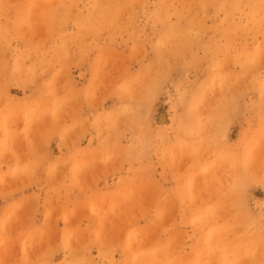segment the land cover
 <instances>
[{"label": "crops", "instance_id": "0c3cea01", "mask_svg": "<svg viewBox=\"0 0 264 264\" xmlns=\"http://www.w3.org/2000/svg\"><path fill=\"white\" fill-rule=\"evenodd\" d=\"M83 27L84 25L79 22L73 24V20L68 26L62 25L61 27L65 36L74 38L73 42L69 41L77 46L78 51L65 50L64 58H62L64 62H60L61 56L56 51L57 56L51 51V63L59 68H67L68 76L66 85H63V82L55 83V85L52 83V89L56 88L57 90L54 89L52 96L47 100L52 106L54 104L59 106L57 116L44 117L39 120L36 118L30 120L26 111L32 108L34 110L41 108L42 98L39 93L41 80L38 81V78L36 80V77L40 78L41 75L42 50L40 46L36 48L37 41H35L33 50L23 48L21 42L10 36L1 42L4 44L3 47L7 45L6 50L0 51V54L2 52L3 55L0 57L6 59L2 65L5 66L7 73L0 75V80L3 81L0 82V176H2L0 177V252H2L0 253V264H217V260L212 259L207 262L203 258L207 250L217 248L226 249L227 252L235 249H240L243 252L250 248L257 250L256 258L247 260L242 258L239 262L240 259L227 254V257H222L219 264H264L263 188H252V194L246 196V200H241L245 198L242 195H231L227 201L231 213L226 225V241L219 242L218 239H214V234L218 230L223 232V228L210 227V231L207 232L196 226L199 203L194 202L191 206V201L188 199H191L192 195H187L183 188L187 179L172 175L173 167L168 162L153 159L151 161L126 160L117 163V147L124 151L123 148L132 145L131 148L134 149L137 147V141H134V138L143 136L141 135L143 133L144 136L152 138L153 148L157 147L159 143H154L153 113L146 118L145 129H132L129 134L117 135V130L91 128V123L94 122L91 107L97 103L96 101L113 95L110 99L112 105L105 110L109 111L114 104H118L119 98H123L121 94L117 97V90L124 89L128 85L123 87L124 83L121 82L116 87L106 86L102 88L103 94L100 92L97 95L99 87L92 88L89 81L90 51L81 50V45L84 44L81 42V38H84ZM121 53L124 54V52ZM44 58L47 57L44 56ZM135 61H130L126 65V69L128 68L130 73L136 72L139 65L143 63ZM146 61L147 55L145 67L148 68ZM31 68L35 75L33 89H30L31 85L25 76ZM56 85L58 87H55ZM38 87L39 89H37ZM148 90L152 92L153 83L146 84V91ZM92 94L94 97L90 96ZM152 95L153 92L151 97ZM151 97L141 100H144L146 105H153ZM260 101L262 99L250 97L244 102H246L245 105H254ZM178 102L180 106L189 104L182 102L181 99ZM191 102H193L190 103L191 105L197 106L200 105L201 100L192 99ZM196 116L194 114L195 118ZM73 120H76L77 126H70L69 122ZM183 120H185L183 110H179L172 118V121L178 122L177 126L180 130H177V135H175L178 139V147L186 145L187 131L182 128ZM230 129H233L235 140H231L228 144L229 153L236 154L241 158H244L249 154L251 148H254L251 145L252 139L263 132L262 125L255 126V121L242 118L233 121ZM27 131H29V137ZM13 135L18 136L14 138ZM14 141H16L15 144ZM15 149L18 154L14 151ZM43 153L50 154V161L41 159L40 155ZM109 153L116 156L109 157L106 162L93 161L95 160L93 158L106 157ZM26 154H35L39 157H36L35 161L27 163ZM29 165L30 167H28ZM91 165L93 169L90 167ZM198 165H201V162L195 164L194 168ZM61 166H64L65 169ZM82 166L85 167L84 173H82ZM25 167L35 170L29 180L25 179ZM145 170L146 173H142ZM11 171H13V175L15 173L17 175L18 172L19 177L15 178L17 180H12L15 183L10 181L11 184H9ZM47 173L50 175L48 178L46 177ZM18 181L20 182L18 183ZM27 185L28 188H26ZM160 185L161 187H159ZM139 186H155L161 192L138 195L134 193L135 189L131 188ZM171 189L174 191L172 192ZM128 203L129 205H127ZM129 208L130 210H128ZM169 209L173 210L170 211L172 214L167 212ZM17 212L18 214H16ZM123 214L129 215L131 220L128 226L126 225L127 230H124L127 228L126 226L123 229H121L122 227L117 228V218ZM8 225L9 229H7ZM132 229L134 232L131 231ZM138 232L139 234L142 232L144 235L148 234L147 238L139 245H137V241H131V236L139 235ZM50 234L54 236H50ZM204 234H210V241L205 239ZM249 234H252V243L244 240L246 236L249 238ZM238 235H241L242 242H236ZM88 236L89 238H87ZM38 243L39 245H37ZM132 243L136 244L132 245ZM79 247L80 250H78ZM139 248L145 251L146 258L140 257ZM161 256L165 260L162 261Z\"/></svg>", "mask_w": 264, "mask_h": 264}, {"label": "rangeland", "instance_id": "374dc122", "mask_svg": "<svg viewBox=\"0 0 264 264\" xmlns=\"http://www.w3.org/2000/svg\"><path fill=\"white\" fill-rule=\"evenodd\" d=\"M51 1L0 0V50H6L7 45L3 47L4 44L1 42L10 36L21 42V46L25 49L33 50L35 41H37L36 48L40 46L43 53L41 75L40 78L36 77V80L37 78L38 81L41 80L39 90L42 98L41 110H34L33 108L27 110L26 114L27 116L29 114V119H35L33 117L36 115L39 119H41L39 116L43 119L44 116L56 115L59 106L57 104L52 106L47 100L52 96L54 90L52 83L54 81L55 83L60 81L66 85L68 69L59 68L51 63L50 54L52 51L56 55L58 51V55L61 56L60 62H64L62 58H64L65 50L78 51L77 46L69 41L73 42L74 38L65 36L61 27L62 25L68 26L72 20L73 24L75 22L82 23L84 25V38H81V42L85 41L84 45H81V50H90L91 71L89 81L91 87L100 86V90L97 91L100 93L102 88L106 86L116 87L121 82L124 83L123 87L135 85L134 88H130L132 90L128 89V86L117 90V97L121 94L123 98L117 100L119 104L116 103L117 108L115 110L105 111L112 105L110 99L113 95L105 96L103 100H97V103L91 107L94 118L91 128L117 130V135L129 134L132 129H145L147 126L145 120L153 113L152 116L155 121L154 143H159L157 147L153 148L152 138L145 137L143 133L141 134L143 136L134 138V141L138 140L135 149L131 148L132 145L123 148L124 151L117 147V163L129 160L130 157L131 161H151L154 159L155 161L168 162L173 167L172 175L187 179L183 188L187 195H192V198L188 199L191 201V206L194 202L200 205L196 216V223H198H195L196 226L207 232L210 231V227H222L223 232L218 230V233L214 234V238L217 236L215 239H218L219 242H225L226 225L231 213L227 201L231 195L239 194L245 197L241 200H246V196L249 194L251 196L252 188L264 189V11L261 10L264 7V0H234L232 6L224 5L225 8L222 6L220 12H216L218 9L216 10L213 4L198 6L199 8H197L193 0H191L192 2L190 0H166V2L168 1L166 5L171 9L169 13L165 12V16L159 19L160 21L155 18L157 11L150 7V3L155 0H132L131 3L127 2L129 0H53L54 3ZM181 3L184 5L191 4L192 8L188 11L187 17L191 19L192 23L185 22L184 25H182L183 22L178 23V17L173 11L175 7H180ZM99 9V19L104 18L105 22L98 20L96 13ZM194 11L197 13L195 14ZM150 16L152 18H149ZM95 18L97 19L95 20ZM215 21L221 24V30L217 31L214 28ZM171 23H173V27ZM95 26H98L97 29ZM181 26H184L186 31L179 32ZM225 29H231L232 34L224 35L222 30ZM185 38H188L187 41ZM98 39L100 40L98 41ZM177 44H180V47L176 46ZM175 51L176 53H174ZM179 51L181 52L179 53ZM120 52H124V54ZM146 55L148 68L145 67ZM5 60V58L0 57V68L2 69H0V75L6 74L5 66L2 65ZM135 60L143 63L139 65V68L137 67L136 72L130 73L129 69H126V65ZM183 61L184 65L181 63ZM32 70V68L29 69L25 74L31 85L30 89H33L35 82ZM147 83H153L152 97V92L146 91ZM132 93L133 95H131ZM150 97L153 99V105H146L145 101L141 100ZM209 97L210 99H208ZM250 97L260 98L262 101L254 105H245L246 102L244 101ZM179 99L189 104L180 106L178 104ZM192 99H200V105H191ZM130 107L131 109H129ZM179 110H183L185 115L182 127L187 131L186 145L181 147H178V139L175 137L178 122L172 121ZM103 113L105 114L103 115ZM194 114L197 115L196 118ZM239 118L255 121V126L262 125L263 127V132L252 139L251 145L254 148H251L249 154L245 155L244 158L229 153L228 149L230 141L235 140L233 129L229 130V128L231 123ZM69 124L76 126L77 122L73 120ZM211 126L212 128H210ZM149 128L151 129V127ZM25 156L27 163L33 162L36 157H39L35 154H26ZM111 156L114 157L115 155L109 153L106 157L93 158L95 159L93 161H107ZM40 157L43 161H50L49 157L51 156L48 153H43ZM69 161L72 160L69 159ZM198 162H201V165L194 168ZM218 167H220L219 170ZM31 170L28 167L25 169V179L29 180L32 177L35 170ZM142 173H146V170ZM214 173L217 175L215 176ZM11 176L15 179L19 177V174L17 172V176L13 175V171H11ZM46 177H50L49 173L46 174ZM10 181L12 182V180ZM131 189H135V194L138 195L161 192L155 186H139ZM123 215L117 218V228L128 226L129 221L126 218L128 219L129 215L128 217ZM147 235H134V237L137 236V239L136 237L132 239L140 243L147 238ZM204 236L207 241H210V234H204ZM244 240L252 243V234H249V238L246 236ZM237 241H243L241 235H238ZM256 251L250 248L245 252L240 249L227 252L226 249L217 248L207 250L203 258L207 262L212 259L217 260V264H219L222 257L225 258L229 254L240 259V262L242 258H246L245 260L256 258ZM139 255L142 258L146 257L145 251L140 248Z\"/></svg>", "mask_w": 264, "mask_h": 264}, {"label": "bare ground", "instance_id": "6f19581e", "mask_svg": "<svg viewBox=\"0 0 264 264\" xmlns=\"http://www.w3.org/2000/svg\"><path fill=\"white\" fill-rule=\"evenodd\" d=\"M96 1H97V0H96ZM179 1H180V0H179ZM190 1H191V0H190ZM193 1H194V3H195L194 5L197 6V8L202 7V6H204V5H207V4H211V5L213 4V5L215 6L214 8H216V10L218 9L216 12H220L219 10H220L221 7L224 6V5H229V7L232 6V2H234V0H233V1H232V0H193ZM213 1H214V2H213ZM236 1H237V0H236ZM260 1H261V0H260ZM45 2H46V1H45ZM51 2L54 3L55 1L52 0ZM91 2H92V1H91ZM127 2L131 3L132 0H129V1H127ZM167 2H168V1H167ZM167 2H166V0H155L153 3H150V7H152L155 11H157L155 18H157L158 20H159V19H162V18L165 16V12H167V13L170 12L171 7H169V6L166 5ZM172 2H173V1H172ZM191 2H192V1H191ZM238 2H239V1H238ZM49 3H50V2H49ZM175 3H176V2H175ZM47 4H48V3H47ZM70 4H71V3H70ZM235 4H237V3L235 2ZM260 4H261V3H260ZM263 5H264V4H263ZM38 6H39V4H38ZM42 6H43V5H42ZM96 6H98V5H96ZM173 6H174V5H173ZM198 6H199V7H198ZM235 6H237V5H235ZM252 6H253V5H252ZM262 7H263V6H262ZM95 8H96V7H95ZM173 8H174V7H173ZM191 8H192V6H191V4H189V3H188V4H185V5H184L183 3H181V4H180V7L178 6V7H175V8H174L173 13H175V14L177 15V17H178V19H177V20H178V23H182V22H183L182 25H184L185 22L192 23L191 19H188V17H187V15H188V13H189L188 11H189ZM197 8H196V9H197ZM223 8H225V6H224ZM252 8H253V7H252ZM201 9H202V8H201ZM9 10H11V9H9ZM39 10H40V9H39ZM259 10H260V9H259ZM259 10H258V11H259ZM261 10L264 11V7H263ZM99 11H100V9H99V10L97 11V13H96V15L98 16V20H100V19H99V18H100V17H99V15H100V14H99ZM196 11H197V10H196ZM254 11H255V10H254ZM74 12H75V11H74ZM194 12H195V11H194ZM34 13H35V11H34ZM38 13H39V12H38ZM196 13H197V12H195V14H196ZM198 13H199V12H198ZM161 14H162V15H161ZM171 14H172V12H171ZM195 14H194V15H195ZM32 15H33V13H32ZM189 15H190V14H189ZM191 15H192V14H191ZM33 16H34V15H33ZM33 16H32V18H33ZM102 16H103V15H102ZM148 16H149V15H148ZM258 16H259V14H258ZM194 17H195V16H194ZM198 17H199V16H198ZM35 18H36V17H35ZM89 18H90V17H89ZM149 18H152V17L150 16ZM168 18H169V17H168ZM190 18H191V16H190ZM199 18H200V17H199ZM250 18H251V16H250ZM253 18H254V17H253ZM96 19H97V18H95V20H96ZM212 19H213V18H212ZM31 20H32V19H31ZM101 20H103V22H105V19H104V18H101ZM101 20H100V21H101ZM219 20H220V19H219ZM236 20H237V19H236ZM255 20H256V19H255ZM34 21H35V19H34ZM159 21H160V20H159ZM163 21H164V20H163ZM166 21H167V20H166ZM171 21H172V20H171ZM253 21H254V20H253ZM31 22H32V21H31ZM84 22H86V21H84ZM168 22H169V21H168ZM89 23H90V22H89ZM96 23H97V22H96ZM164 23H165V22H164ZM175 23H176V22H175ZM221 23H222V22H221ZM51 24H52V23H51ZM167 24H168V23H167ZM31 25H32V24H31ZM33 25H34V24H33ZM102 25H103V24H102ZM85 26H86V25H85ZM144 26H145V25H144ZM171 26L173 27V23H171ZM175 26H176V25H175ZM175 26H174V28H175ZM177 26H178V25H177ZM212 26H213V24H212ZM88 27H89V26H88ZM95 27H96V29H97L98 26H95ZM150 27H151V26H150ZM185 27H186V26H185ZM188 27H189V26H188ZM31 28H32V27H31ZM170 28H171V27H170ZM176 28H177V27H176ZM179 28H180V29H179ZM179 28H178V29H179V32H180V31H186L185 28H184V26H181V27H179ZM214 28H215L217 31H219V30H221L220 28H222V26H221V24H219L218 21H215V22H214ZM255 28H256V27H255ZM38 29H39V28H38ZM88 29H89V28H88ZM92 29H93V28H92ZM96 29H95V30H96ZM158 29H159V28H158ZM178 29H177V30H178ZM93 31H94V29H93ZM96 31H97V30H96ZM151 31H153V30H151ZM169 31H170V30H169ZM164 32H165V31H164ZM222 32H223V34L226 35V36L232 34V30H231V29H225V30H222ZM60 33H61V32H60ZM75 33H76V32H75ZM97 33H98V31H97ZM99 33H100V32H99ZM99 33H98V34H99ZM183 33H184V32H183ZM39 34H40V33H39ZM61 34H62V33H61ZM104 34H105V33H104ZM85 35H86V34H85ZM100 35H101V33H100ZM100 35H98V36H100ZM119 35H120V34H119ZM145 35H146V34H145ZM161 35H162V34H161ZM83 36H84V35H83ZM87 36H88V35H87ZM101 36H102V35H101ZM164 36H165V33H164ZM164 36H163V37H164ZM26 37H27V36H26ZM154 37H155V36H154ZM156 37H157V36H156ZM158 37H159V36H158ZM184 37H187V36L184 35ZM112 38H114V37H112ZM115 38H116V37H115ZM189 38H191V37H189ZM117 39H118V37H117ZM159 39H160V38H159ZM186 39H188V38H185V40H186ZM199 39H200V38H199ZM72 40H73V39H72ZM95 40H96V39H95ZM99 40H100V39H98V41H99ZM101 40H102V39H101ZM84 41H85V40H84ZM84 41H83V42H84ZM104 41H105V40H104ZM115 41H116V40H115ZM186 41H187V40H186ZM61 42H62V41H61ZM134 42H135V41H134ZM137 42H138V41H137ZM147 42H148V41H147ZM147 42H145V43H147ZM182 42H183V41H182ZM182 42H181V43H182ZM152 43L154 44V42H152ZM156 43H157V40H156ZM156 43H155V44H156ZM164 43H166V42H164ZM184 43H186V42H184ZM56 44H57V43H56ZM59 44H60V43H59ZM59 44H58V45H59ZM61 44H62V43H61ZM88 44H89V43H88ZM99 44H100V43H99ZM110 44H111V43H110ZM137 44H138V43H137ZM140 44H141V43H140ZM153 44H152V45H153ZM83 45H84V44H83ZM141 45H142V44H141ZM144 45H145V44H144ZM156 45H157V44H156ZM159 45H160V44H159ZM179 45H180V44H179ZM179 45L177 44L176 46H179ZM183 45H185V44H183ZM46 46H47V45H46ZM110 46H111V45H110ZM147 46H148V45H147ZM161 46H163V45H161ZM112 47H113V45H112ZM179 47H180V46H179ZM182 47H183V46H182ZM85 48H86V47H85ZM103 48H105V47H103ZM114 48H115V46H114ZM184 48H187V47H184ZM194 48H196V47H194ZM194 48H193V49H194ZM148 49H149V48H148ZM148 49H147V50H148ZM191 49H192V47H191ZM238 49H239V48H238ZM56 50H57V49H56ZM105 50H106V49H105ZM117 50H118V48H117ZM260 50H261V49H260ZM0 51H1V50H0ZM89 51H90V50H89ZM173 51H174V50H173ZM181 51L183 52L184 50H181ZM181 51H179V53H180ZM62 52H63V51H62ZM118 52H119V51H118ZM159 52H160V51H159ZM57 53H58V51H57ZM120 53H121V52H120ZM140 53H141V52H140ZM142 53H143V52H142ZM149 53H150V52H149ZM174 53H176V51H175ZM1 54H2V52H1ZM60 54H61V53H60ZM61 55H62V54H61ZM0 56H1V55H0ZM163 56H164V55H163ZM32 58H33V57H32ZM70 58H71V57H70ZM166 59H167V58H166ZM60 60H61V59H60ZM103 60H104V59H103ZM110 60H111V59H110ZM171 60H172V59H171ZM112 61H113V60H112ZM127 61H128V60H127ZM180 61H181V60H180ZM263 61H264V60H263ZM216 62H217V61H216ZM124 63H125V62H124ZM152 63H153V62H152ZM181 63H183V65H184V61L181 62ZM181 63H179V64H181ZM261 63H262V62H261ZM261 63H260V64H261ZM116 65H117V64H116ZM210 65H211V64H210ZM214 65H215V64H214ZM155 66H156V65H155ZM179 66H181V65H179ZM185 66H187V65H185ZM50 67H51V66H50ZM113 67H114V66H113ZM173 67H174V66H173ZM189 67H190V66H189ZM181 68H182V67H181ZM0 69H1V68H0ZM63 69H64V68H63ZM113 69H114V68H113ZM170 69H171V68H170ZM214 69H215V68H214ZM1 70H2V69H1ZM1 70H0V71H1ZM36 71H38V70H36ZM151 71H152V70H151ZM151 71H150V72H151ZM160 72L162 73V71H160ZM6 73H7V71H6ZM23 73H24V72H23ZM61 73H62V72H61ZM156 73H157V71H156ZM98 74H99V73H98ZM151 74H152V73H151ZM158 74H159V73H158ZM114 75H115V74H114ZM152 75H153V74H152ZM162 75H164V74H162ZM34 76H35V75H34ZM36 76H37V75H36ZM61 77H62V76H61ZM142 77H143V76H142ZM159 77H160V76H158V78H159ZM156 78H157V75H156ZM160 78H161V77H160ZM222 78H224V77H222ZM180 79H181V78H180ZM155 80H156V79H155ZM155 80H154V81H155ZM158 80H159V79H158ZM196 80H197V79H196ZM100 81H102V80L100 79ZM0 82H3V81L0 80ZM56 82H57V81H56ZM59 82H60V81H59ZM102 82H103V81H102ZM155 82H156V81H155ZM226 82H227V79H226ZM133 83H134V82H133ZM195 83H196V82H195ZM223 83H224V82H223ZM53 85H55V81H54V84H53ZM131 85H132V84H131ZM134 86H135V85H133V86H131V87L128 86V89H130V88H132V87L134 88ZM189 86H191V85H189ZM55 87H58V85H56ZM99 87H100V86H99ZM219 87H220V86H219ZM219 87H218V88H219ZM224 87H225V86H224ZM32 88H33V87H32ZM54 89L57 90L56 88H54ZM96 90H97V89H96ZM96 90H95V93H96ZM98 90H100V89H98ZM98 90H97V91H98ZM126 90H127V89H126ZM130 90H132V89H130ZM139 90H140V89H139ZM56 92H57V91H56ZM130 92H131V91H130ZM54 93H55V91H54ZM57 93H60V92H57ZM57 93H56V94H57ZM101 93H102V91H101ZM96 94H97V93H96ZM102 94H103V93H102ZM129 94H130V93H129ZM57 95H58V94H57ZM98 95H99V93H98ZM131 95H133V93H132ZM131 95H129V96H131ZM90 96H93V94L90 95ZM100 96L102 97V95H100ZM206 96H207V95H206ZM58 97H59V95H58ZM93 97H94V96H93ZM93 97H92V98H93ZM95 97H96V96H95ZM145 97H146V96H145ZM148 97H149V96H148ZM96 98H97V97H96ZM130 98H131V97H130ZM205 98H206V97H205ZM79 99H80V98H79ZM208 99H210V97H209ZM205 100H206V99H205ZM2 101H3V100H2ZM67 101H68V100H67ZM74 101H75V99H74ZM121 101H122V100H121ZM121 101H120V102H121ZM206 101H208V100H206ZM12 102H13V101H12ZM56 102H57V101H56ZM79 102H80V101H79ZM61 103H63V102H61ZM64 103H65V102H64ZM64 103H63V104H64ZM121 103H122V102H121ZM69 104H70V103H69ZM118 104H119V103H118ZM66 105H67V104H66ZM96 105H97V104H96ZM116 105H117V104L113 105L112 108H110V109H114V110H115V109L117 108ZM121 105H122V104H121ZM63 106H64V105H63ZM67 106H69V105H67ZM71 106H72V105H71ZM78 106H79V105H78ZM202 107H203V106H202ZM69 108H70V107H69ZM77 108H78V107H77ZM56 109H57V108H56ZM129 109H131V107H130ZM134 109H137V108H134ZM141 109H142V108H141ZM40 110H41V109H40ZM58 110H59V109H58ZM139 110H140V109H139ZM142 110H143V109H142ZM45 111H46V110H45ZM140 111H141V110H140ZM50 112H51V110L49 111V114H50ZM54 112H55V111H54ZM54 112H53V113H54ZM138 112H139V111H138ZM44 113H46V112H44ZM56 113H58V112H56ZM127 113H128V112H127ZM205 113H206V112H205ZM1 114H2V113H1ZM40 114H41V113H40ZM40 114H39V115H40ZM104 114H105V113H103V115H104ZM32 115H33V114H32ZM41 115H42V114H41ZM54 115H55V114H54ZM129 115H130V114H129ZM28 116H29V114H28ZM43 116H44V115H43ZM55 116H57V115H55ZM125 116H126V115H125ZM31 117H32V116H31ZM39 117L42 118L41 116H39ZM44 117H45V116H44ZM44 117H43V118H44ZM51 117H53V116H51ZM72 117H73V115H72ZM126 117H127V116H126ZM12 118H13V117H12ZM33 118H38V117H37V115H36V116L33 117ZM54 118H55V117H54ZM69 118H70V117H69ZM58 119H59V118L57 117V120H58ZM121 119H122V118H121ZM38 120H39V118H38ZM213 120H214V119H213ZM35 121H36V120H35ZM101 121H102V120H101ZM112 121H113V120H112ZM203 121H204V117H203ZM21 122H22V121H21ZM37 122H38V121H37ZM113 122H114V121H113ZM116 122H117V121H116ZM192 122H194V121L192 120ZM7 123H8V121H7ZM37 124H38V123H37ZM37 124H36V125H37ZM203 124H204V123H203ZM221 124H222V123H221ZM8 125H9V124H8ZM8 125H7V127H8ZM34 125H35V124H34ZM79 125H80V124H79ZM201 125H202V123H201ZM206 125H208V124H206ZM5 126H6V125H5ZM9 126H10V125H9ZM76 126H77V125H76ZM102 126H103V125H102ZM193 126H195V125H193ZM208 126H209V125H208ZM214 126H215V125H214ZM10 127H11V126H10ZM31 127H32V126H31ZM81 127H82V126H81ZM203 127H204V125H203ZM206 127H207V126H206ZM82 128H83V127H82ZM102 128H103V127H102ZM182 128H183V127H182ZM210 128H212V126H211ZM32 129H33V128H32ZM35 129H36V128H35ZM88 129H89V128H88ZM177 129H178V128H177ZM177 129H176V130H177ZM72 131H73V130H72ZM178 131H180V130H178ZM205 131H206V130H205ZM213 131H214V130H213ZM7 132H8V131H7ZM7 132H6V134H7ZM34 132H35V130H34ZM34 132H33V133H34ZM69 132H71V131H69ZM152 132H153V131H152ZM160 132H161V131H160ZM28 133H29V131H27V135H28V137H29V134H28ZM33 133H32V134H33ZM202 133H203V132H202ZM211 133H212V132H211ZM32 134H31V135H32ZM67 134H68V133H67ZM179 134H182V133L179 132ZM248 134H249V133H248ZM22 135H23V134H22ZM71 135H72V133H71ZM158 135H159V134H158ZM175 135H176V134H175ZM202 135H203V134H202ZM13 136H14V135H13ZM15 136H16V135H15ZM15 136H14V138H15ZM17 136H18V135H17ZM17 136H16V138H17ZM171 136H172V135H171ZM180 136H181V135H180ZM6 137H7V136H6ZM28 137H27V138H28ZM32 137L34 138V135H33ZM32 137H31V138H32ZM145 137H146V136H145ZM20 138H21V136H20ZM20 138L18 137V139H20ZM36 138H37V137H36ZM10 139L13 140V138H10ZM28 140H29V139H28ZM28 140H27V141H28ZM40 140H42V139H40ZM31 141H32V140H31ZM37 141H38V140H37ZM137 141H138V140H137ZM141 141H142V140H141ZM204 141H205V140H204ZM9 142H10V141H9ZM15 142H16V141H14L13 143L15 144ZM17 142H18V141H17ZM18 143H19V142H18ZM32 143H33V141H32ZM32 143H31V144H32ZM128 143H129V142H128ZM261 143H262V142H261ZM9 144H10V143H9ZM19 144H20V143H19ZM33 144H34V143H33ZM42 145H43V144H42ZM5 146H6V145H5ZM140 146H141V145H140ZM140 146H139V147H140ZM16 147H17V146H16ZM33 147H34V146H33ZM126 147H127V146H126ZM17 148H18V147H17ZM260 148H261V147H260ZM260 148H259V149H260ZM6 149H7V148H6ZM134 149H135V148H134ZM259 149H256V150L258 151ZM11 150L13 151V149H11ZM14 151L17 152L16 149H15ZM262 151H263V150H262ZM5 152H6V151H5ZM7 152H8V151H7ZM255 152H256V151H255ZM259 152H260V151H259ZM125 153H126V152H125ZM205 153H206V152H205ZM260 153L262 154V152H260ZM260 153H259V154H260ZM6 154H7V153H6ZM16 154H18V152H17ZM206 154H207V153H206ZM253 154H255V153H253ZM256 154H257V153H256ZM122 155H123V154H122ZM138 155H139V154H138ZM115 156H116V155H115ZM115 156H114V157H115ZM133 156H134V155H133ZM203 156H204V155H203ZM6 157H7V156H6ZM176 157H177V156H176ZM20 158H21V157H20ZM130 158H131V157H130ZM130 158H129V160H130ZM259 158H260V157H259ZM21 159H22V158H21ZM116 159H117V158H116ZM124 159H125V158H124ZM29 160H30V159H29ZM111 160H112V159H111ZM178 160H179V159H178ZM113 161H114V159H113ZM87 162H88V161H87ZM102 162H103V161H102ZM104 162H106V161H104ZM256 162H257V161H256ZM110 163H111V162H110ZM177 163H178V161H177ZM252 163H253V162H252ZM105 164H106V163H105ZM258 164H259V161H258ZM65 165H67V164H65ZM69 165H70V164H69ZM175 165H176V164H175ZM237 165H238V164H237ZM25 166H26V165H25ZM40 166H41V165H40ZM59 166H60V165H59ZM84 166H86V165H84ZM183 166H184V165H183ZM215 166H216V165H215ZM223 166H225V165H223ZM239 166L241 167V165H239ZM248 166H249V165H248ZM22 167H24V166H22ZM28 167H30V165H29ZM61 167H64V166H61ZM90 167H92V165H91ZM220 167H221V166H220ZM220 167H218V170H219ZM234 167H235V166H234ZM244 167H245V165H244ZM25 168H26V167H25ZM25 168H24V169H25ZM33 168H34V167H33ZM36 168H37V167H36ZM84 168H85V167H84ZM84 168H83V166H82V170H83ZM183 168H184V167H183ZM222 168H225V167H222ZM237 168H239V167H237ZM42 169H43V168H42ZM64 169H65V167H64ZM66 169H67V168H66ZM92 169H93V167H92ZM215 169L217 170V168H215ZM228 169H230V168H228ZM228 169H227V171H228ZM233 169H235V168H233ZM233 169H232V170H233ZM247 169H248V168H247ZM20 170H21V169H20ZM67 170H68V169H67ZM79 170H80V169H79ZM130 170H132V169H130ZM221 170L223 171V169H221ZM221 170H220V171H221ZM224 170H225V169H224ZM230 170H231V169H230ZM244 170L246 171V169H244ZM248 170H249V169H248ZM248 170H247V171H248ZM256 170H257V169H256ZM27 171H28V170H27ZM31 171H32V170H31ZM41 171H42V170H41ZM61 171H62V170H61ZM90 171H92V170L90 169ZM90 171H89V172H90ZM109 171H110V170H109ZM132 171H133V170H132ZM137 171H139V170H137ZM214 171H215V170H214ZM220 171H219V172H220ZM260 171H261V170H260ZM25 172H26V171H25ZM28 172H29V171H28ZM59 172H60V171H59ZM87 172H88V171H87ZM231 172H232V171H231ZM238 172H240V171H238ZM21 173H23V172H21ZM82 173H84V170L82 171ZM82 173H81V174H82ZM85 173H86V171H85ZM130 173H131V172H130ZM217 173H218V172H217ZM217 173H214L215 176L217 175ZM225 173H226V172H225ZM252 173H253V172H252ZM66 174H67V173H66ZM81 174H80V175H81ZM15 175H16V173H15ZM41 175H42V174H41ZM80 175H79V176H80ZM83 175H84V174H83ZM200 175H201V174H200ZM230 175H231V174H230ZM253 175H254V174H253ZM9 176H10V175H9ZM16 176H17V175H16ZM56 176H57V175H56ZM76 176H77V175H76ZM86 176H87V174H86ZM149 176H150V175H149ZM203 176H204V174H203ZM237 176H238V175H237ZM0 177H2V176H0ZM11 177H12V176H11ZM58 177H59V176H58ZM80 177H81V176H80ZM199 177H200V176H199ZM222 177H223V176H222ZM256 177H257V176H256ZM12 178H13V177H12ZM12 178H11L10 180H13V179H14V178H13V179H12ZM34 178H35V177H34ZM201 178H202V177H201ZM212 178H213V177H212ZM224 178H226V177H224ZM80 179H81V178H80ZM204 179H205V178H204ZM10 180H9V184H11V183H10ZM15 180H17V179H15ZM20 180H21V179H20ZM56 180H57V179H56ZM127 180H128V179H127ZM148 180H149V179H148ZM151 180H152V179H151ZM196 180H197V179H196ZM224 180H225V179H224ZM229 180H230V179H229ZM5 181H6V180H5ZM88 181H89V180H88ZM88 181H87V182H88ZM94 181H95V180H94ZM197 181H198V180H197ZM197 181H195V182H197ZM199 181H200V180H199ZM231 181H232V180H231ZM262 181H263V180H262ZM0 182H1V181H0ZM13 182H14V181H13ZM13 182H12V183H13ZM19 182H20V181H18V183H19ZM91 182H92V181H91ZM200 182H201V181H200ZM208 182H209V181H208ZM7 183H8V182H7ZM14 183H15V182H14ZM18 183H17V184H18ZM4 184H5V183H4ZM4 184H3V185H4ZM122 184H123V183H122ZM122 184H121V185H122ZM149 184H150V183H149ZM181 184H182V182H181ZM205 184H206V183H205ZM82 185H83V184H82ZM156 185H157V184H156ZM162 185H163V184H162ZM197 185H198V184H197ZM202 185H204V184H202ZM10 186H11V185H10ZM19 186H20V185H19ZM13 187H14V186H13ZM84 187H85V186H84ZM159 187H161V185H160ZM162 187H163V186H162ZM164 187H166V186H164ZM18 188H19V187H18ZM86 188H87V187H86ZM108 188H109V187H108ZM166 188H168V187H166ZM193 189H194V187H193ZM197 189H198V188H197ZM171 190H172V189H171ZM180 190H181V189H180ZM198 190H200V189H198ZM173 191H174V190H172V192H173ZM202 191H203V190H202ZM165 192H166V191H165ZM170 192H171V191H170ZM170 192H169V193H170ZM206 192H207V191H206ZM134 193H135V192H134ZM212 193H213V191H212ZM165 194H166V193H165ZM210 195H211V194H210ZM225 195H226V194H225ZM27 196H29V195H27ZM203 196H204V194H203ZM207 197H208V196H207ZM221 197H222V196H221ZM201 198H203V197H201ZM130 199H131V198H130ZM133 199H134V198H133ZM203 199H204V198H203ZM217 199H218V198H217ZM82 200H83V199H82ZM166 200H167V199H166ZM209 201H210V199H209ZM53 202H54V201H53ZM200 202H201V201H200ZM170 203H172V202L170 201ZM208 204H209V203H208ZM28 205H29V204H28ZM34 205H35V203H34ZM125 205H126V204H125ZM127 205H129V203H128ZM176 205H177V204H176ZM176 205H175V206H176ZM197 205H198V204H197ZM254 205H255V204H254ZM24 206L26 207L25 204H24ZM29 206H30V205H29ZM120 206H121V205H120ZM175 206H174V207H175ZM193 206H194V205H193ZM199 206H200V205H199ZM97 207H98V206H97ZM102 207H103V206H102ZM105 207H106V206H105ZM122 207H123V204H122ZM128 207H129V206H128ZM128 207H127V208H128ZM205 207H206V205H205ZM21 208H23V207H21ZM94 208H95V207H94ZM114 208H115V207H114ZM114 208H113V209H114ZM117 208H118V207H117ZM117 208H116V209H117ZM175 208H176V207H175ZM233 208H234V207H233ZM233 208H232V209H233ZM113 209H112V210H113ZM118 209H119V208H118ZM131 209H132V208H131ZM216 209H217V207H216ZM216 209H214V210H216ZM63 210H64V209H63ZM121 210H122V209H121ZM128 210H130V208H129ZM21 211H22V210H21ZM78 211H79V210H78ZM83 211H85V210H83ZM117 211H118V210H117ZM165 211H166V210H165ZM170 211H173V210L169 209L167 212L171 213ZM233 211H234V210H233ZM30 212H31V211H30ZM87 212H88V211H87ZM108 212H109V211H108ZM122 212H123V211H122ZM125 212H126V211H125ZM131 212H132V210H131ZM175 212H176V211H175ZM175 212H174V213H175ZM216 212H217V211H216ZM19 213H20V211H19ZM136 213H137V210H136ZM151 213H152V212H151ZM151 213H150V214H151ZM179 213H180V212H179ZM16 214H18V212H17ZM27 214H28V213H27ZM45 214H46V213H45ZM124 214H125V213H124ZM127 214H128V213H127ZM127 214H126V215H127ZM132 214H134V213H132ZM165 214H166V213H165ZM171 214H172V213H171ZM171 214H170V216H171ZM206 214H207V213H206ZM19 215H20V214H19ZM21 215L23 216V214H21ZM29 215H30V214H29ZM80 215H81V214H80ZM126 215H123V216H126ZM129 215H130V213H129ZM135 215H136V214H135ZM138 215H139V214H138ZM237 215H238V214H237ZM16 216H17V215H16ZM173 216H174V215H173ZM204 216H205V215H204ZM127 217H128V215H127ZM160 217H161V216H160ZM208 217H209V216H208ZM28 218H29V217H28ZM147 218H148V217H147ZM214 218H215V217H214ZM12 220H14V219H12ZM120 220H121V219H120ZM126 220H128V221L131 222V220H129V218H128V219L126 218ZM156 220H157V219H156ZM163 220H164V218H163ZM198 220H199V219H198ZM209 220H210V219H209ZM225 220H226V219H225ZM44 221H45V220H44ZM44 221H43V222H44ZM108 221H109V220H108ZM154 221H155V220H154ZM188 221H189V220H188ZM211 221H212V220H211ZM12 222H13V221H12ZM12 222H11V223H12ZM75 222H76V221H75ZM101 222H102V220H101ZM156 222H157V221H156ZM15 223H17V222H15ZM53 223H54V222H53ZM157 223H159V222H157ZM199 223H200V220H199ZM204 223H205V222H204ZM7 224H9V223L7 222ZM7 224H6V225H7ZM108 224H109V223H108ZM114 224H115V223H114ZM122 224H123V223H122ZM163 224H164V223H163ZM196 224H198V223H196ZM201 224H202V223H201ZM10 225H11V224H10ZM12 225H13V224H12ZM158 225H159V224H158ZM161 225H162V224H161ZM162 226H163V225H162ZM54 227H55V226H54ZM114 227H115V229H116V226H114ZM121 227H122V226H121ZM126 227H127V226H126ZM141 227H142V226H141ZM11 228H12V227H11ZM124 228H125V227H124ZM7 229H9V225H8V228H7ZM19 229H20V228H19ZM101 229H102V228H101ZM111 229L113 230V228H111ZM121 229H123V227H122ZM127 229H128V227H127L126 229H124V230H127ZM233 229H234V228H233ZM10 230H11V229H10ZM119 230H120V229H119ZM108 231H110V230H108ZM117 231H118V230H117ZM128 231H129V230H128ZM131 231H133V229H132ZM143 231H144V230H143ZM212 231H213V230H212ZM49 232H50V231H49ZM57 232H58V231H57ZM100 232H101V231H100ZM121 232H122V231H121ZM133 232H134V231H133ZM87 233H88V232H87ZM136 233H137V232H136ZM143 233H144V232H142V235H143ZM153 233H155V232H153ZM157 233H158V232H157ZM169 233H170V232H169ZM217 233H218V232H217ZM84 234H85V233H84ZM84 234H83V235H84ZM127 234H128V233H127ZM127 234H126V236H127ZM133 234H134V233H133ZM138 234H139V232H138ZM220 234H222V233H220ZM41 235H42V234H41ZM51 235H53V234H50V236H51ZM139 235H140V234H139ZM166 235H167V234H166ZM183 235H184V234H183ZM231 235H232V234H231ZM48 236H49V235H48ZM53 236H54V235H53ZM106 236H107V235H106ZM178 236H179V235H178ZM180 236H181V235H180ZM40 237H41V236H40ZM45 237H46V236H45ZM60 237H61V236H60ZM122 237H123V236H122ZM128 237H130V236H128ZM131 237H132V238H135V237H136V239H137V236H135V237H134V236H131ZM131 237H130V238H131ZM216 237H217V236H216ZM216 237H215V238H216ZM221 237H222V236H221ZM46 238H47V237H46ZM53 238H54V237H53ZM77 238H78V237H77ZM87 238H89V236H88ZM130 238H129V240H130ZM215 238H214V239H215ZM43 239H44V238H43ZM90 239H91V238H90ZM113 239H114V238H113ZM126 239H127V238H126ZM176 239H177V238H176ZM229 239H230V238H229ZM29 240H30V239H29ZM29 240H28V241H29ZM70 240H71V239H70ZM138 240H139V239H138ZM140 240H141V239H140ZM28 241H27V242H28ZM31 241H32V240H31ZM92 241H93V240H92ZM99 241H100V240H99ZM101 241H102V240H101ZM131 241H135V240H134V239H131ZM131 241H130V242H131ZM177 241H178V240H177ZM180 241H182V240H180ZM215 241H216V240H215ZM27 242H26V243H27ZM34 242H35V241H34ZM37 242H38V241H37ZM137 242H138V241H137ZM141 242H143V240H142ZM172 242H174V241H172ZM213 242H214V241H213ZM223 242H224V241H223ZM17 243H18V242H17ZM17 243H16V244H17ZM35 243H36V242H35ZM60 243H61V242H60ZM70 243H71V241H70ZM72 243H73V242H72ZM83 243H84V242H83ZM165 243H166V242H165ZM170 243H171V242H170ZM170 243H169V246H170ZM174 243H175V242H174ZM182 243H183V241H182ZM231 243H232V242H231ZM258 243H259V242H258ZM262 243H263V242H262ZM7 244H8V243H7ZM30 244H31V243H30ZM30 244H28V245H30ZM75 244H76V243H75ZM111 244H112V243H111ZM135 244H136V243H132V245H135ZM140 244H141V243H140ZM37 245H39V243H38ZM73 245H74V244H73ZM78 245H79V243H78ZM81 245H82V244H81ZM137 245H139V242L137 243ZM167 245H168V244H167ZM227 245H228V244H227ZM35 246H36V245H35ZM53 246H54V245L52 244V247H53ZM79 246H80V245H79ZM140 246H141V245H140ZM169 246H167V247H169ZM24 247H26V246H24ZM45 247H46V246H45ZM115 247H116V246H115ZM136 247H137V246H136ZM136 247H135V248H136ZM162 247H163V246H162ZM165 247H166V246H165ZM230 247H231V246H230ZM36 248H37V247H36ZM135 248H134V249H135ZM160 248H161V247H160ZM23 249H24V248H23ZM25 249H26V248H25ZM38 250H39V249H38ZM44 250H45V249H44ZM78 250H80V247H79ZM131 250H132V249H131ZM111 251H112V250H111ZM227 251H228V250H227ZM231 251H232V250H231ZM0 253H2V252H0ZM7 253H8V252H7ZM77 253H78V252H77ZM168 253H169V252H168ZM223 253H224V252H223ZM29 254H30V252H29ZM82 254H83V253H82ZM82 254H81V255H82ZM145 254H146V253H145ZM174 254H175V253H174ZM215 254H216V253H215ZM137 255H138V252H137ZM142 255H143V254H142ZM152 255H153V254H152ZM168 255H169V254H168ZM36 256H37V255H36ZM76 256H77V255H76ZM143 256H144V255H143ZM162 256H164V255L162 254ZM162 256H161V258H162ZM166 256H167V255H166ZM180 256H181V255H180ZM204 256H205V255H204ZM233 256H234V255H233ZM141 257H142V256H141ZM38 258H39V257H38ZM143 258H144V257H143ZM145 258H146V257H145ZM159 258H160V257H159ZM161 258H160V259H161ZM163 258H164V257H163ZM163 258H162V261L165 260V258H164V259H163ZM138 259H139V258H138ZM160 259H159V260H160ZM169 259H170V258H169ZM210 259H211V258H210ZM220 259H221V258H220ZM140 260H142V259L140 258ZM200 260H201V259H200ZM142 261H143V260H142ZM209 261H210V260H209ZM143 262H144V261H143ZM145 262H146V261H145ZM165 262H166V261H165ZM64 264H65V263H64ZM110 264H111V263H110ZM141 264H142V263H141ZM150 264H151V263H150ZM154 264H155V263H154ZM156 264H157V263H156ZM161 264H162V263H161ZM203 264H205V263H203Z\"/></svg>", "mask_w": 264, "mask_h": 264}]
</instances>
